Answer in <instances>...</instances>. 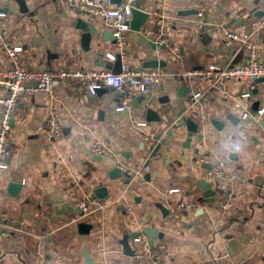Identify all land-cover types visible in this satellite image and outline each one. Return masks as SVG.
Masks as SVG:
<instances>
[{
	"label": "crops",
	"instance_id": "0c3cea01",
	"mask_svg": "<svg viewBox=\"0 0 264 264\" xmlns=\"http://www.w3.org/2000/svg\"><path fill=\"white\" fill-rule=\"evenodd\" d=\"M135 1L149 17L139 31L132 28L127 34V62L159 69L161 83L149 94L137 95L124 111L116 110V90L90 96L77 84L56 83L53 96L20 98L12 122L9 167L0 170V210L21 225L9 235L0 232V264H87L85 253L91 264H134L132 256L124 254L123 243L133 249L131 234L145 227H157L167 235L163 240L151 238V247L166 243L162 264H264V114L258 117L264 108V84L254 82L252 88L248 83L245 89L244 83L229 82L223 90L206 81L193 82L203 97L189 103V85L182 77L188 69L209 64L247 63L243 45L222 37L223 21L248 33L264 61V0ZM25 3L26 12L16 0H0V12L6 13L0 23L9 40L23 45L31 69L108 70L101 64L112 62L107 54L117 49L100 18L75 12L65 0ZM257 11L263 16L256 17ZM161 34L166 49L158 44L153 50L152 42L157 43ZM9 68L0 48V73ZM255 88L259 93L245 96ZM5 93L0 84V98ZM146 105L158 111L172 107L166 114L179 119L156 127L140 114ZM52 108L63 127L55 136L46 128ZM246 111L250 115L243 118ZM184 117L199 124L189 140L186 126L180 124ZM139 122L146 124L138 127ZM150 134H155L153 145L145 140ZM97 137L127 163H148L150 169L128 184L123 177L111 179L112 157L91 150ZM205 156L226 163L232 188L228 209L221 206L217 193L213 200L205 196L208 189L216 191L214 179L199 162ZM11 182L21 184L16 192L9 190ZM99 186H106L110 195L102 203L90 199ZM172 188L179 191L169 193ZM86 199L88 214L44 220L46 229L40 227L43 219L33 214L46 211L51 217L54 203L78 206ZM181 203L186 206L175 219L171 206ZM82 220L93 224L88 234L78 231Z\"/></svg>",
	"mask_w": 264,
	"mask_h": 264
},
{
	"label": "built area",
	"instance_id": "2783aa9c",
	"mask_svg": "<svg viewBox=\"0 0 264 264\" xmlns=\"http://www.w3.org/2000/svg\"><path fill=\"white\" fill-rule=\"evenodd\" d=\"M69 8L79 14L100 18L108 30L111 31L116 46V54L108 53V58L116 61V55L121 56L122 69L120 72L111 70L84 69L79 67H61L55 71L31 69L24 55L22 44L12 42L6 36L5 29L0 23V48L7 54L10 68L0 73V84L6 87V93L0 98V170L9 167V157L12 154L11 130L12 122L17 110L18 102L25 95L44 93L53 96L56 83H69L79 85L88 95L96 96L101 88H114L120 94L117 111H124L139 94H149L154 87L159 86L163 79L162 72L157 68L134 67L127 62L128 40L127 34L132 30L133 11L135 0H65ZM6 13L0 12V18ZM203 22V13H200ZM219 27L222 37L228 42H238L248 51V61L240 65L209 64L198 68L186 70L182 77L189 85L188 95L192 102H197L203 97V93L193 87V82L206 81L219 89H225L229 82L250 83L254 88L255 80L264 78V61L260 56V49L248 33L237 32L227 22H221ZM159 45H166L162 34L157 37ZM167 46V45H166ZM264 84V81L262 82ZM250 96V93L245 94ZM239 108L240 103L236 102ZM264 114V108L258 110V117ZM248 111L243 113V118L249 117ZM145 122L137 123L138 127ZM46 128L51 135L62 132V124L59 122L57 110L52 108L46 120ZM155 134L145 136L149 144H154ZM91 150L99 156L112 157L115 166L119 167L129 179L150 169L149 164L131 165L117 155L104 138H95L91 142ZM200 164L207 168V174L214 179L216 195L224 209L232 207V188L226 179V163L223 160H213L208 157L199 159ZM179 191L172 188L169 193ZM198 203V202H197ZM196 203V204H197ZM90 200H82L78 203L83 215L90 212ZM185 204H172L173 217L178 219L182 215ZM130 211V208H128ZM35 217L50 222V214L46 211H35ZM9 218L7 213L0 210V232L10 234L14 227L5 224ZM135 244L132 256L134 264H162L161 255L166 248V243L157 242L151 247V238L141 232L134 237Z\"/></svg>",
	"mask_w": 264,
	"mask_h": 264
},
{
	"label": "water",
	"instance_id": "95a60500",
	"mask_svg": "<svg viewBox=\"0 0 264 264\" xmlns=\"http://www.w3.org/2000/svg\"><path fill=\"white\" fill-rule=\"evenodd\" d=\"M115 2H120V0H114ZM16 2L20 5L21 10L26 12L27 11V7H26V3L25 0H16ZM134 11H133V20L131 23V27L135 30H140V27L146 22V20L149 17V14L147 12H144L143 10H141L136 1L134 3ZM256 17H262L263 14L260 11H257L255 13ZM111 32V31H110ZM146 39V38H145ZM146 41H149L148 39H146ZM155 47H152L153 50H157L158 48V43H154L152 42ZM160 48H162L163 50L166 49V45H160ZM158 60H155V63H157ZM101 66H105L106 69L111 70L113 72H120L122 69V60H121V56L120 55H116V61H107L101 64ZM264 81V78H260L255 80V82L257 83H262ZM246 84H245V89H246ZM107 89H111V90H115L114 88H101L97 91L96 96H101V94L106 91ZM259 88H255V90H253L252 94H257L259 93ZM145 98V95H144ZM160 103L163 104V101L160 100ZM166 103V101H165ZM189 103H193L191 100H189ZM152 104V103H150ZM172 107H167V108H162L161 111L156 110L155 108H153V106L151 105H146L141 111L140 114L141 116H143L145 118V120L147 122H155L156 127L162 125V124H172L174 121H176L177 119H179V117H171L169 115H167L166 113H168L169 110H171ZM180 124L183 126H186L188 134L187 137L189 139H191L195 133L198 132L199 130V124L193 120L192 118H182L180 119ZM169 134H172V132H169ZM148 164V163H147ZM123 177L124 178V182L125 184H128L129 182V178L125 176L124 172L117 166H115L111 172H110V178L111 179H117ZM20 183H15V182H11L8 186L9 190L16 192L19 188H20ZM14 192H12L13 194H15ZM216 191H212V189H208V191L206 192V197L208 199H214V195H215ZM98 198L99 201L102 203L105 200L110 198L109 192H108V188L106 186H99L96 189L93 190V192L90 195V199H96ZM74 214V215H80L82 216L84 213L83 211L78 207V206H74L70 201H65V202H59V203H54L52 206V214L50 217L51 222H56L58 220H63L66 219L69 215ZM5 224H8L11 227H18L19 224L17 221L15 220H7L4 222ZM22 227V226H21ZM40 227L46 229L47 225L46 222L44 220H41L40 223ZM77 227H78V231L80 234L84 235V234H88L90 232V230L93 228V224L86 222L84 220L79 221L77 223ZM143 233L146 234L147 236H149L152 239L155 240H163V239H167V235L160 231L157 227H145L143 229ZM140 233L139 232H134L131 234L130 238L134 239V237L138 236ZM123 251L125 255L128 256H133L134 255V250L132 249V247L130 246V244L125 241L123 243ZM85 258H86V262L87 264H91L92 259L85 253Z\"/></svg>",
	"mask_w": 264,
	"mask_h": 264
}]
</instances>
